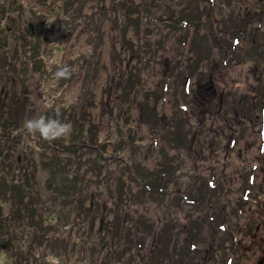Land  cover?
<instances>
[{
	"label": "rangeland",
	"instance_id": "rangeland-1",
	"mask_svg": "<svg viewBox=\"0 0 264 264\" xmlns=\"http://www.w3.org/2000/svg\"><path fill=\"white\" fill-rule=\"evenodd\" d=\"M119 1L75 0L65 5V0H0V14L7 9L0 18L3 25L14 16L23 26L34 9L41 12L40 19H31L36 23L33 40L36 45L40 39L42 42L38 60L26 57L17 61L18 32H12L14 38L7 47H0V91L3 100L12 103L2 113L0 109V115L15 116L20 127L9 133L11 124L6 125L5 120L0 124V136L23 133L8 143L13 150L6 147V154L12 159V172L18 173L19 167L20 174L36 173V179L29 181L31 187L27 184L24 188L21 180V187L30 192L25 197L24 221L12 223L15 205L11 207L7 197V201L0 197L2 212L13 218L11 247L8 252L0 249V264H144L164 245H168V258L174 264H223L227 251L230 254L232 250H238L234 264H264V167L257 170L250 198H244L251 164L261 162L260 146L264 144L260 136L263 127L259 129L264 105V47L253 38L257 26L264 37V16L262 21L258 19L264 0H216L212 8L208 0H156L153 13L157 16L167 17L172 10L178 17L182 11L197 16L201 27L196 30L192 24L186 28V46L177 41L179 30L165 40L168 27L164 22H149L150 1L127 0L125 11ZM252 14L257 15L253 22L249 20L250 34L233 53L227 48L230 31ZM48 18L51 22L46 25ZM51 43L57 48L51 49ZM200 46H204L201 53L197 51ZM258 54L263 55L257 58ZM15 63L20 82L13 88L7 81L15 82L10 73ZM36 65L40 70H35ZM62 66L68 67L71 75L58 79L54 73ZM187 78L191 91L185 96L183 82ZM163 81L170 88L161 89L159 97ZM110 82L108 97L105 88ZM144 108L148 115L142 123ZM47 109L54 114L61 111L65 122L72 125L71 135L62 138L63 146L80 144L70 147L75 153L70 163L56 150L62 148L58 143L44 142L38 133L27 134L23 128L25 120L45 116ZM118 112L120 122L109 130V116ZM153 126L159 128L161 140L153 145L154 150L150 148ZM232 137L237 143L233 147ZM52 150H56L57 160L63 159L52 167L59 176L56 184L47 180L52 170L42 167V155ZM146 150L151 154L144 159ZM145 164L155 169L168 166L169 175L162 178L167 185L163 199L142 185L149 173ZM3 173L0 169V190ZM212 173L218 186L206 188ZM67 174L68 178L62 177ZM195 191L200 207L192 206L183 196ZM131 195L138 200L133 206L127 199ZM118 196L120 206L116 209ZM11 200H17L16 193ZM214 215L226 225L225 231L218 225L219 233L214 234L216 222L206 219ZM30 219L36 223L32 225ZM170 219L175 223L168 230ZM114 226L123 230L116 239L111 233ZM198 228L203 234L195 242L202 250L196 248L188 259V230ZM142 231L149 234L143 246H138L136 238ZM169 232H173L172 239ZM28 233L44 235L42 245L28 239ZM232 233L238 237L230 239Z\"/></svg>",
	"mask_w": 264,
	"mask_h": 264
},
{
	"label": "trees",
	"instance_id": "trees-1",
	"mask_svg": "<svg viewBox=\"0 0 264 264\" xmlns=\"http://www.w3.org/2000/svg\"><path fill=\"white\" fill-rule=\"evenodd\" d=\"M54 1L58 2V0H54ZM65 1H66L65 5H67L68 3H70V2L72 3L75 0H65ZM148 1H150L149 2V6H150L149 22L159 23V21L161 20V21L164 22V27H168V33L164 34V36H163V38L165 40H167L169 38V36L172 35L171 32L179 30L180 33H179V38L177 39V41H178L179 44L183 43V45L186 46L187 45L186 44L187 31H185L186 28L191 27L192 24L195 25L196 30L201 27V23L196 21V20H198L197 16H193V15L190 16L189 13H185L183 11H182L180 17L176 16L173 13V10L170 11V13H168L167 17L157 16V15H155V13H153L155 11V9H156V7H153V4H155L157 1L156 0H148ZM213 1H214V3H213V7H214V5L216 3V0H213ZM126 2H127V0L119 1V6L124 11H125L124 6L125 7L127 6ZM116 4H117V2H116ZM20 6H22V5L19 4L18 7H20ZM262 6L263 7H260L259 10H258V14H259L258 19L259 20H262L263 19V15H264V5H263V3H262ZM6 11H7V9H5V8L2 9L3 13L0 14V18H3L5 16V12ZM32 13H33V16H35L36 18H38V19L41 18L40 15H39L41 12H39V11L34 9V11ZM151 14H154V15H151ZM235 14L236 13H232L230 15L235 16ZM186 15H188L190 18H187ZM256 15L252 14V17H250L244 23H241V25L238 26L236 28V30L234 28L231 29V31H230V33H231L230 42L227 45L228 50H230V51H232L234 53V49H235L236 45L238 43H240V40H242L245 36L250 34V31L248 30V23H250V21L253 22L254 19H256L255 18ZM33 16L30 15L29 17H27V20H26V22H25V24L23 26H22V22H20L18 19L16 20V17H14V16H12L11 20L9 22H7L5 25H3L1 23V19H0V47L5 48V47L8 46L9 40L14 38V36L12 34V32H14V31L18 32L19 36L21 37V41H20L19 45H16L17 61L19 59H25L26 57H28V59H33V60L34 59L38 60V59L42 58V53H41L42 42H41V39H40V43H38V45H36V43L33 40L34 39L33 38V35H34L33 32L34 31L33 30L36 27V23H34L33 20L31 19V18H33ZM49 16L51 17V14ZM213 18L218 20V17L216 15H213ZM189 19H191V20H189ZM50 20H51L50 18H48L46 20V25H47L48 22H51ZM54 23L56 25V22H54ZM40 24H41V22L38 23V25H40ZM221 29L222 28H220V30ZM260 31L261 30L257 26L255 28V30H254V33H253L256 36H253V38H255L254 41L257 44H260L261 46H264V37L262 36V32H260ZM152 36H153V34L149 35V37L147 39L149 41V43H152ZM192 38H193V42L195 43L197 41V36L194 35V36H192ZM51 44H52L51 46H53V48L50 47L51 49L57 48L54 43H51ZM160 44H161V42H160ZM39 45H40V47H38ZM200 45H202V44H200ZM35 47H38V48H35ZM24 48H26V49L24 50ZM203 50H204V46H200L197 51H199V53H201ZM235 55H238V54H235ZM261 55H263V54H258L257 58H260ZM8 58H9V54L6 55V59H8ZM200 58H202V56H200ZM198 61H200V60H198ZM36 63H37V61H35V64ZM222 63H224L223 60H222ZM14 65L15 66L13 67V69L10 70V73L15 78V82L14 81H7V86L8 87L12 86L13 88H16L18 83L20 82V75H19V73H18V71L16 69V63ZM175 65H177V64H175V62H174L173 69H175ZM40 67L41 66H37L36 65V69L35 70H40ZM29 72L30 71L27 70L26 74H29ZM138 77H139V75H138ZM120 78H121V76H120ZM188 79L189 78H187L186 81L184 80L185 83L183 82V88L184 89L183 88L182 89L184 91L183 94H185V96H187V94H190V91H191V89L188 86ZM18 80H19V82H18ZM143 80H144V85H145L146 84V79H143ZM139 81H140V77H139ZM162 84L163 85L161 86L160 91H159V95H158L159 97L162 95V90L166 91V90H168L170 88V85H168V83L166 81H163ZM144 85H143V87H144ZM110 87H111V82L105 88V92H106V95H108V97H110V95H111ZM125 90H126V87H124V92H125ZM1 91H0V109H1V113H2L3 110H4V107L8 106L11 101L7 103V101H5V99L3 100V92H1ZM146 93L147 92H144L143 94H146ZM165 93L166 92H163V94H165ZM231 93H232V91L230 89L228 91V96ZM129 95H130V93H127V96L125 97L126 100L129 97ZM124 99H122V101ZM11 105H12V103H11ZM11 105H9V106L11 107ZM184 109L188 110L189 106L187 105ZM261 111H262V108L260 109V112H259L260 116H261ZM145 115L146 116L148 115V108H144L142 110L141 117H140V121L142 123H144L146 121ZM45 116L46 117H50V118H54V119H58V120H60L62 122H65V118L63 117V114H62L61 111H57L56 114H54V111H52V110L49 111L47 109ZM109 119H111V120H109L110 121L109 122V130H111L112 127L115 126V124H117V125L119 124V122H120V113L118 112V114H115V117H114V115H110ZM5 120L7 121L6 125L11 124L9 127H7L8 130H9L8 131L9 133L12 132V131H15V132L19 131V129H20L19 122H18L19 119H17L15 116H14V119L11 118V117L5 118L4 115L1 114L0 115V124L2 122H4ZM67 122H69V121L67 120ZM6 125L3 126L4 130L7 129ZM158 129H159L158 127L153 126L152 127V133L150 134L151 138H152L151 142H150V148H153V150H154V146L153 145H158L159 142L161 141L160 137L157 136ZM179 132L180 133L183 132L181 130V128H180ZM22 135H23V133L19 132L16 135L14 134L13 135L14 137H11V138L6 136V135H3L2 137L0 136V155L2 153H5L4 158L3 159L0 158V169H2V171L4 172L3 175L1 176L2 185H1V190H0V197H2V201H4V200L7 201L6 198H5V197H7V199H8L7 202L10 203L11 207L12 206L14 207V205H15V209L12 212L13 215H14V219L12 217L11 218L8 217V214L6 215L5 213H3L1 208H0V249H4L5 252H8V250L11 247V239L9 237L10 236L9 227H10V224H11V219H13V221H12V223H13L14 221H18V220L24 221V219L26 217L25 214H23V211H25L24 208H26L25 197L30 195V192L28 190L26 191L24 188H25V186L27 184L30 185V187H31V184L29 183V181H31L32 179H36L35 171L31 173V176H28V174H26V173L25 174H20L21 169L19 167L17 168V170H18L17 172L18 173L12 172L13 169H14L13 166H12V159H11V157H9L6 154V152H7L6 147H8V143H10V141L12 143L14 140L19 139L20 136H22ZM131 135H132V133H131ZM3 137L9 138V139L5 141V138H3ZM179 137H181V135H179ZM93 138H94L93 146H95V144H96V141H95L96 140V136H94ZM42 140L44 142L46 141L43 138H42ZM54 142L58 143L59 147H62V148H58L56 150L59 151V153H61V155H64V158L66 159L67 163H70V160H72L71 157L75 156L74 151H72V148H70V147H74V145H80V144L79 143H74V144H72L73 146L66 147V146H63V143H62L63 139H58V140H55ZM117 142L118 141H116V143ZM64 144H66V143H64ZM88 144L89 143H84V145H88ZM60 149H61V151H60ZM8 150L12 151L13 147L12 146L8 147ZM56 150L50 151L49 155H47V156L42 155V157H43L42 158V167L44 166L45 168L52 170V172L48 176L47 180H49L50 182L54 181V184H56L55 180H57L59 178V176H58L57 170L52 169V167L58 166V163L60 161H63V159H59V160L56 159V157H55V155H56L55 151ZM68 152L71 153V154L68 155L67 154ZM150 154H151V152L149 150H146V152L143 155V158L145 159L146 157H150ZM14 160L17 163L18 162V157H15ZM66 162H64L63 165L66 164ZM145 166L148 167L149 173L147 175V180H145L142 185L146 188V190L147 189L148 190H152L155 197H159L160 199H163L164 195L167 193V191L165 190V187L167 185H164V182L162 181V178H165L167 175H169V173H168L169 171H167L168 170V166L166 164H164V165H161L160 167H158L156 169L153 168L152 166H149L148 164H145ZM169 166H173V165H169ZM5 167H7V169ZM250 173L253 175L254 168H252L250 170ZM68 175L69 174L63 175L62 177L68 178ZM171 176H173V175L171 174ZM248 178H249V176H248ZM214 179L216 180V176H215L214 173H212L211 174V178L207 179V184H205V187L208 185L211 188H216L218 186V183ZM21 180L25 181V185L23 186L24 188L21 187L22 186ZM69 180H72V178L71 179L69 178ZM14 181H16V183H14ZM10 182H13V183H10ZM151 183H152L153 187L150 186ZM249 183H250V189H252L254 187V180H253V182L249 181ZM59 189H61V185L60 184L58 185V190ZM10 190H11V192H8ZM60 192H61V190H60ZM14 193H16L17 200L14 201V203H12L11 197L13 196ZM194 193H196V191L191 194L192 196L186 195V194H184L183 196H184L185 199L188 198L187 200L190 201V203H192V206L200 207L201 204H202V202H200V197H199V195H194ZM140 195H142V194H140ZM181 197H182V194H181ZM127 199H128V201H130V205L131 206H133L135 204V202L138 201V200H135L134 195H131L129 198L127 197ZM55 200H59V198H55ZM70 200L72 201L73 199H70ZM204 202H205V200H204ZM0 205L3 208V203L1 201H0ZM119 206H120V198L118 196V200L116 201V209ZM31 217H33V216H31ZM116 217H117V213H116ZM93 219H94V216H93ZM206 219H207V221H210L211 223L216 222L217 227H214L215 229L218 228V225H220V224L221 225H225V224H222L221 221H219V222L216 221V215L211 216V217L207 216ZM50 220L53 221L52 218H50ZM30 223L33 225V223H36V219L35 220H31L30 219ZM173 223H175V222L171 221V219H170L169 223H167L168 230H171V229L174 228L173 227L174 226ZM116 226H114V228H112V230H111V233H112V236H113L114 239L117 238V235H119L121 237V234L123 232V230H121V228H117ZM220 229L225 231V229H227V228L225 227V229H224V228L220 227ZM218 230H219V228H218ZM218 230L216 229L215 231H213L214 234H218L219 233ZM136 231H139V230H136ZM28 234L30 235L28 237V239H31V238L33 239L34 238L36 242H39L40 245H42V243L44 241V235L33 236L31 233H28ZM148 234H149L148 232H143V234H141V235H139V233H138V238H136V240H138V241H136L138 246H143V244L145 243L144 238H146V236H148ZM172 234H173V232H169V235H170L169 237L171 239H172ZM202 234L203 233H201V229H199V228H198L197 231L188 230V236H187L188 240H187V246H186V253H187L186 257L188 259H191L192 256L190 254L191 253H195L194 251H195L196 248L199 251L202 250V248L198 247L196 245L197 243L195 242V240L197 238H201ZM237 237L238 236L236 234L232 233L231 236H230V239L237 238ZM254 237H256V236H254ZM131 238L134 241L135 238L134 237H131ZM13 241H14V239H13ZM162 241H163V239L161 238V239H158L157 242H158V244H160ZM237 241H238V239H236L234 241V245L236 244ZM234 245H233V247H234ZM16 247H18V246H16ZM21 249L22 248L20 247L19 251H22ZM156 250L158 251L159 247H156ZM153 251H155V250H153ZM237 252H238V250H232L231 253L229 254V252L227 251V255H226L227 257L224 259V263L223 264H234V261L237 258V256H236ZM21 254H24V252L22 251ZM169 255H170V253L168 251V245H164L163 249H161L160 251H158V252H156L154 254H151V256H152V258H150L151 260H149V261L145 260L144 264H152V263L153 264H174V263L170 262V259L168 258Z\"/></svg>",
	"mask_w": 264,
	"mask_h": 264
},
{
	"label": "clouds",
	"instance_id": "clouds-1",
	"mask_svg": "<svg viewBox=\"0 0 264 264\" xmlns=\"http://www.w3.org/2000/svg\"><path fill=\"white\" fill-rule=\"evenodd\" d=\"M70 75L71 70L66 66L59 67L54 73L58 79L68 78ZM23 128L27 134L38 133L41 138L48 142L69 137L72 133L71 123L43 115L25 120Z\"/></svg>",
	"mask_w": 264,
	"mask_h": 264
}]
</instances>
